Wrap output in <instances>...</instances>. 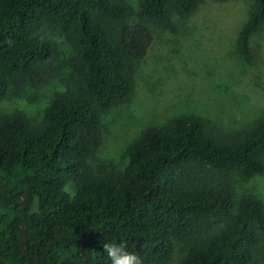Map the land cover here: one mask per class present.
Segmentation results:
<instances>
[{"label":"trees","instance_id":"1","mask_svg":"<svg viewBox=\"0 0 264 264\" xmlns=\"http://www.w3.org/2000/svg\"><path fill=\"white\" fill-rule=\"evenodd\" d=\"M238 31V54L252 62V38L264 31V0ZM198 0H137L140 21H127L126 0H0V102L24 84L43 82L53 43L45 27L75 50L78 85L57 92L38 125L23 113L0 115V264H110L102 243H125L143 264H264V205L236 195L206 172L249 179L264 170V120L214 135L199 116L172 117L143 129L116 175L91 172L102 112L132 91L128 66L152 42L147 21ZM76 188L72 199L63 191Z\"/></svg>","mask_w":264,"mask_h":264},{"label":"rangeland","instance_id":"2","mask_svg":"<svg viewBox=\"0 0 264 264\" xmlns=\"http://www.w3.org/2000/svg\"><path fill=\"white\" fill-rule=\"evenodd\" d=\"M126 5L127 21H140L137 0H126ZM251 8L250 0H198L187 15L171 9L146 22L152 42L128 66L130 96L100 116L102 139L87 159L91 172H121L128 163L127 148L140 132L172 117L199 116L214 135L235 134L264 120V31L252 38V62L237 52L238 31ZM40 34L54 44L42 64L43 82H28L0 102V115L24 113L34 125L41 123L57 92L78 85L73 44L47 27ZM205 174L264 205V170L249 179L234 171ZM184 249L185 243L176 241L170 257L152 264H176ZM262 255L258 250L250 264H262Z\"/></svg>","mask_w":264,"mask_h":264},{"label":"clouds","instance_id":"3","mask_svg":"<svg viewBox=\"0 0 264 264\" xmlns=\"http://www.w3.org/2000/svg\"><path fill=\"white\" fill-rule=\"evenodd\" d=\"M63 191L69 196L70 199L76 196V188L72 182H67ZM103 252L107 255L110 264H143L142 258L127 250L125 243L106 242L102 243Z\"/></svg>","mask_w":264,"mask_h":264}]
</instances>
